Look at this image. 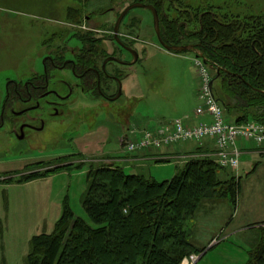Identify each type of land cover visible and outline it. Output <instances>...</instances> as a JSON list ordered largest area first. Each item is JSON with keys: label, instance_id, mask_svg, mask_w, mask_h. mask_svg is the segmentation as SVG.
I'll return each mask as SVG.
<instances>
[{"label": "rangeland", "instance_id": "374dc122", "mask_svg": "<svg viewBox=\"0 0 264 264\" xmlns=\"http://www.w3.org/2000/svg\"><path fill=\"white\" fill-rule=\"evenodd\" d=\"M133 2L141 0H0V93L10 80L24 79L41 70L42 43L54 31L56 38L60 36L69 46L75 44L72 38L78 31L85 34L95 28L109 35L118 15ZM74 10L81 14L79 23L70 17ZM204 10H214L225 19L254 16L264 21V0H162V14L186 22L188 30L198 27L197 16ZM120 36L129 41L137 39L135 48L139 53L135 63L119 65L125 76L120 98L78 105L69 124L52 133L53 142L47 143L43 136L37 154H9L0 161V264H27L31 238L53 231L66 198L76 216L91 222L83 206L89 168L109 163L124 167L126 157L120 161L111 158L148 149L128 151L122 141L125 134L131 135L137 126L146 127L143 124L147 117L174 118L197 107L201 77L193 61L195 54L173 53L162 47L148 9L129 11L120 26ZM207 66L211 73L212 68ZM117 107L120 111L113 112ZM114 122L120 125L114 126ZM100 124L111 125L110 131L104 126L88 135H110L106 151H74V145L83 149L88 136L85 133ZM103 155L109 160L98 161ZM60 157H69L68 163L86 165L19 182L23 175L34 171L28 170L29 166L45 162L46 168L56 167ZM240 168L236 200L204 201L188 222L193 242L205 249L190 254L198 256L194 264H246L249 260L260 227L264 226V156L243 165L240 157ZM169 169L165 164L150 167L158 180L171 178ZM225 172L223 177L230 169Z\"/></svg>", "mask_w": 264, "mask_h": 264}, {"label": "trees", "instance_id": "16d2710c", "mask_svg": "<svg viewBox=\"0 0 264 264\" xmlns=\"http://www.w3.org/2000/svg\"><path fill=\"white\" fill-rule=\"evenodd\" d=\"M150 2L158 9L164 42L194 43L214 65V94L227 120L264 124V21L254 16L225 19L214 10H204L197 16L198 27L188 30L186 22L162 14V0ZM70 17L76 23L82 20L76 10ZM60 158L56 167L46 168L45 162L29 166L34 171L19 182L86 165ZM225 171L210 156L189 160L165 180L128 173L111 163L91 166L83 198L91 222L76 216L66 198L53 231L31 238L26 262L182 264L185 256L205 250L193 242L188 225L201 204L236 200L241 177H223ZM246 264H264V226Z\"/></svg>", "mask_w": 264, "mask_h": 264}, {"label": "flooded vegetation", "instance_id": "af4514ba", "mask_svg": "<svg viewBox=\"0 0 264 264\" xmlns=\"http://www.w3.org/2000/svg\"><path fill=\"white\" fill-rule=\"evenodd\" d=\"M146 4L157 9L152 2ZM55 32L50 37L47 33L42 43L41 70L10 80L0 93V161L9 154H37L43 136L47 143L53 142L52 133L69 124L78 105L98 99L115 101L120 90L123 94L125 76L119 65L132 64L134 56L126 46L135 48L137 39L120 36L121 43L114 31L104 35L90 28L85 34L78 31L72 38L77 45L71 42L69 46ZM109 58L123 62H106ZM114 110L120 111L118 107Z\"/></svg>", "mask_w": 264, "mask_h": 264}, {"label": "built area", "instance_id": "2783aa9c", "mask_svg": "<svg viewBox=\"0 0 264 264\" xmlns=\"http://www.w3.org/2000/svg\"><path fill=\"white\" fill-rule=\"evenodd\" d=\"M193 61L201 77V105L196 113L209 116L210 120L186 125L183 118H175L156 129H132L131 135L125 134L122 141L128 151H135L141 148L159 149L181 142L202 143L205 139H211L215 144L216 162L222 168L238 171L242 153L238 141L244 139L264 145V124L254 120L241 124L229 122L223 105L214 94L208 66L201 58L195 57ZM197 259L198 256L192 254L186 256L182 264H194Z\"/></svg>", "mask_w": 264, "mask_h": 264}, {"label": "crops", "instance_id": "0c3cea01", "mask_svg": "<svg viewBox=\"0 0 264 264\" xmlns=\"http://www.w3.org/2000/svg\"><path fill=\"white\" fill-rule=\"evenodd\" d=\"M197 98L199 99V92H198ZM200 105H201V101L199 99V103L197 107L195 108V110H193V112L188 113L185 111L183 112L184 113L183 115L177 116L174 118L154 119L151 117H147L146 119H144L145 123L143 124L146 127L139 128V126H137L138 128L137 131H142L144 129H156L157 127L162 126L165 123H168L175 118H183L186 125H194V124H197L203 121H209L210 120L209 116H206V115L200 116L196 113V109ZM128 120L129 122L126 124L127 128L129 127V125H131L132 112ZM117 123L120 125V122H114L113 125L118 126ZM104 126H107L110 131L111 125L100 124L96 128L90 129L88 132H86L85 136L86 134L88 135L89 132L91 131L94 132L98 129H102ZM123 129L125 130V127ZM121 135L123 136L122 131H121ZM109 137L110 135L104 138H101L99 136V133H95L94 135L91 134L90 136L88 135L86 136L87 141L84 143L83 149H80L78 145L76 146L74 145L75 147L74 151L78 149L79 151L80 150L85 151L86 154H90L91 151L93 150L96 152L100 150L106 151V146L110 140ZM238 147L241 149V152H242L241 153V165H243V163L245 164L246 162H250V164H252V162L256 158L264 156V145H259L258 143L254 141H248V140L241 139L238 141ZM215 150L216 149H215V144L213 140L205 139L202 143L181 142V143H177V144L167 146V147L164 146L160 149L148 148V149L139 150L134 153H130V155H127V156L114 155L113 157L111 156L112 157L111 159L114 161H120V160H123L124 157H126V159H124V162L126 163L124 165L125 169H129V171L135 172V173H142L150 178H155V179L157 178L152 174L150 167L160 166L162 164L163 165L165 164V166H169L170 168L169 173L171 175V176L168 175L166 177L170 176L172 178L179 171V169L182 168V166L185 163H187L189 160L193 158H198V157H203V156H210L212 158H215ZM104 153L107 154L106 152ZM104 155L103 157L106 158ZM103 157L101 156L97 160L105 161L108 159V158L104 159ZM89 158L86 160L88 164L90 162ZM240 171H241V168L238 171L230 170L229 174L234 175L236 177H241ZM171 178H166V179H171Z\"/></svg>", "mask_w": 264, "mask_h": 264}, {"label": "water", "instance_id": "95a60500", "mask_svg": "<svg viewBox=\"0 0 264 264\" xmlns=\"http://www.w3.org/2000/svg\"><path fill=\"white\" fill-rule=\"evenodd\" d=\"M133 8H148L152 11L153 13V17H154V28L157 34V37L159 39V42L161 44L162 47H164L167 51L169 52H173V53H182V52H192L194 53L197 57H200L203 59L204 63L208 64L210 66V68H215L214 65L209 64L208 59L203 55V53H201L197 47L194 44H182V45H170L167 44L166 42H164V40L162 39L161 36V28H160V16L159 13L157 11V9L151 5V4H146L143 2H133L130 5H128L120 14L119 17L116 21V24L114 26V34L115 37L122 43V41L120 40V26L121 23L123 21V19L125 18V16L128 14V12L133 9ZM126 48L133 54L134 59L131 62L132 64L135 63L138 59H139V53L135 48H131V47H127ZM117 60L120 61L121 63L123 62L122 60H120L119 58H109L106 60ZM215 79H213L211 81V86H213ZM121 95V90L118 93V95L116 97H114V99L119 98Z\"/></svg>", "mask_w": 264, "mask_h": 264}, {"label": "bare ground", "instance_id": "6f19581e", "mask_svg": "<svg viewBox=\"0 0 264 264\" xmlns=\"http://www.w3.org/2000/svg\"><path fill=\"white\" fill-rule=\"evenodd\" d=\"M213 88H214V86H213Z\"/></svg>", "mask_w": 264, "mask_h": 264}]
</instances>
